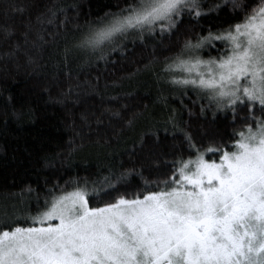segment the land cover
Here are the masks:
<instances>
[{"label": "snow or ice", "instance_id": "obj_1", "mask_svg": "<svg viewBox=\"0 0 264 264\" xmlns=\"http://www.w3.org/2000/svg\"><path fill=\"white\" fill-rule=\"evenodd\" d=\"M225 3L241 18L218 34L186 39L165 71L174 84L190 85L217 110L231 111L227 138L211 136L201 144L186 133L187 148L174 151L152 179L136 173L139 183L131 189L120 182L132 168L91 188L73 177L51 186L45 180L44 202L38 193L31 223L0 226V264H264V0ZM29 7L12 0L0 16L23 17ZM186 10L198 17V0H127L90 24L75 46L97 49L129 30L142 38L159 28L163 35ZM21 25L27 42L31 18ZM0 31V39L14 34L2 23ZM213 40L224 48L218 58L202 59L198 51Z\"/></svg>", "mask_w": 264, "mask_h": 264}, {"label": "trees", "instance_id": "obj_2", "mask_svg": "<svg viewBox=\"0 0 264 264\" xmlns=\"http://www.w3.org/2000/svg\"><path fill=\"white\" fill-rule=\"evenodd\" d=\"M10 2L0 0V12ZM21 2L30 4L23 17L0 16L14 33L0 39V226L31 223L38 193L44 202L45 180L51 186L73 177L91 188L132 168L120 182L131 189L139 183L136 173L152 179L167 168L174 151L187 148L186 133L201 144L231 133L230 110H217L203 93L174 84L173 73L165 71L186 39L219 33L241 18L230 3L198 0L201 14L186 10L171 32L145 30L141 38L129 30L92 49L75 45L90 24L127 0ZM28 17L32 27L25 42L21 20ZM10 50L16 54L5 55ZM220 50L208 46L202 56L218 58Z\"/></svg>", "mask_w": 264, "mask_h": 264}, {"label": "rangeland", "instance_id": "obj_3", "mask_svg": "<svg viewBox=\"0 0 264 264\" xmlns=\"http://www.w3.org/2000/svg\"><path fill=\"white\" fill-rule=\"evenodd\" d=\"M215 34H218V33H215ZM213 44H214V45H219L221 49L224 48L223 43H222L221 41H218V40H213V41H211L210 44H207V43H206L205 47L201 48V49L198 51V54H199V56H200L202 59H208V58H204V57L202 56V52L205 51V50H207V49H208V46H212ZM225 51H227V50L225 49ZM176 53H177V52H176ZM176 53H175V54H176ZM178 71H179V70H178ZM179 73H180V75H183V73H181L180 71H179ZM189 86H190V85H189ZM190 87H191V86H190ZM206 158H207V154H206Z\"/></svg>", "mask_w": 264, "mask_h": 264}]
</instances>
